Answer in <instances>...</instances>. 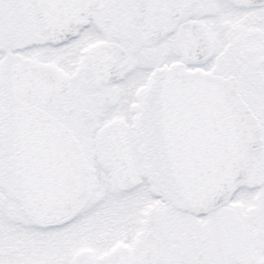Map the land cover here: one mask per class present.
Returning a JSON list of instances; mask_svg holds the SVG:
<instances>
[{"label":"snow or ice","instance_id":"obj_1","mask_svg":"<svg viewBox=\"0 0 264 264\" xmlns=\"http://www.w3.org/2000/svg\"><path fill=\"white\" fill-rule=\"evenodd\" d=\"M0 264H264V0H0Z\"/></svg>","mask_w":264,"mask_h":264}]
</instances>
